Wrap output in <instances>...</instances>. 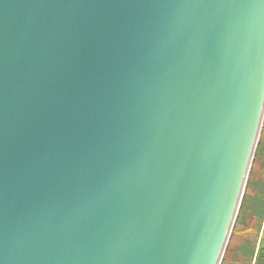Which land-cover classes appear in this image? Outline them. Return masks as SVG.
Wrapping results in <instances>:
<instances>
[{"label":"water","instance_id":"95a60500","mask_svg":"<svg viewBox=\"0 0 264 264\" xmlns=\"http://www.w3.org/2000/svg\"><path fill=\"white\" fill-rule=\"evenodd\" d=\"M264 116V0H0V264H220Z\"/></svg>","mask_w":264,"mask_h":264},{"label":"rangeland","instance_id":"374dc122","mask_svg":"<svg viewBox=\"0 0 264 264\" xmlns=\"http://www.w3.org/2000/svg\"><path fill=\"white\" fill-rule=\"evenodd\" d=\"M263 184L262 192L254 191L253 184ZM252 184V186H251ZM247 196H262L264 197V116L261 123V130L258 137L257 146L254 152V157L251 162L249 175L247 178L246 186L242 201ZM241 201V203H242ZM240 210V209H239ZM264 236V217L257 219L252 217L247 223H238V215L231 230L227 247L223 254V258L220 264H254V259L245 258L239 252L238 248L246 243L250 242L255 249L261 244Z\"/></svg>","mask_w":264,"mask_h":264},{"label":"trees","instance_id":"16d2710c","mask_svg":"<svg viewBox=\"0 0 264 264\" xmlns=\"http://www.w3.org/2000/svg\"><path fill=\"white\" fill-rule=\"evenodd\" d=\"M262 185L258 183L253 184L252 189L261 193L263 190ZM252 217H256L257 219L264 217V197L247 196L242 201L238 212V223L245 224ZM238 250L245 258H253L254 264H264V236L257 250L250 242L242 244Z\"/></svg>","mask_w":264,"mask_h":264}]
</instances>
